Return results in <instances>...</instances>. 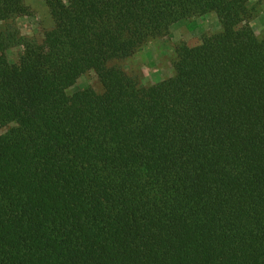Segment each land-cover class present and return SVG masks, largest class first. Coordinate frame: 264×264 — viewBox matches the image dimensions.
Wrapping results in <instances>:
<instances>
[{
    "label": "trees",
    "instance_id": "16d2710c",
    "mask_svg": "<svg viewBox=\"0 0 264 264\" xmlns=\"http://www.w3.org/2000/svg\"><path fill=\"white\" fill-rule=\"evenodd\" d=\"M248 0H0V264H264V38ZM214 13L141 85L108 63ZM20 46L15 70L7 56ZM93 71L102 92L66 90Z\"/></svg>",
    "mask_w": 264,
    "mask_h": 264
},
{
    "label": "rangeland",
    "instance_id": "374dc122",
    "mask_svg": "<svg viewBox=\"0 0 264 264\" xmlns=\"http://www.w3.org/2000/svg\"><path fill=\"white\" fill-rule=\"evenodd\" d=\"M45 1L24 0L32 15L19 17L14 21L22 37L39 42L43 33L53 26ZM247 8L252 15L251 28L258 39H263L264 0H248ZM220 31L221 27L214 13L185 18L173 24L163 37L147 42L130 57L112 60L108 65L119 67L141 85H150L174 74V63L182 48L208 42ZM6 53L16 70L22 47L9 48ZM86 88H91L97 93L102 92V85L93 71L81 75L66 93L71 95Z\"/></svg>",
    "mask_w": 264,
    "mask_h": 264
}]
</instances>
